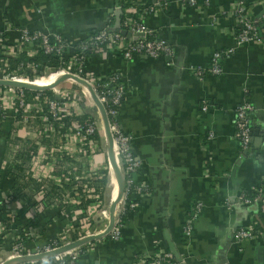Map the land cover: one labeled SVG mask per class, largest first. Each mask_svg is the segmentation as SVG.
<instances>
[{"label":"crops","instance_id":"obj_1","mask_svg":"<svg viewBox=\"0 0 264 264\" xmlns=\"http://www.w3.org/2000/svg\"><path fill=\"white\" fill-rule=\"evenodd\" d=\"M137 2L146 8L142 11L146 27L170 44L173 56L138 55L126 60L120 50H107L90 55L82 71L92 79L104 80L118 73L126 82L118 121L131 136L133 153L140 161L138 179L148 183L151 193L133 196L137 208L119 240L110 234L76 247V251L83 250L78 260L81 264H147L150 256L165 250L183 264H264L263 237L241 243L234 238L235 231L251 221L264 232V212L252 200L255 189L264 183V37L237 44L235 0H197L195 4L166 0L153 11L147 8L158 0ZM248 5L254 16L264 13V0H248ZM124 16L118 0H0L1 44L23 43L25 31L59 34L76 44L92 32L119 28ZM218 51L225 55L220 73L213 74L210 65ZM199 67L207 69L205 76L196 73ZM53 74L59 77L62 73ZM50 90L81 98L85 114L100 119L93 98L79 82L66 79ZM246 90L255 109L251 144L243 149L235 137V120ZM85 96L92 107L86 105ZM77 134L65 128L48 136L38 119L16 126L13 112L7 111L0 127V225L10 235L30 228L36 236L27 241L22 253H12L11 243L1 245L0 241V264L39 253L67 225L79 224L81 218L75 221L62 207L51 210L49 216L33 211L36 193L70 191L71 184L61 180L60 170L51 166L49 157L53 145L66 138L74 142ZM107 146L101 134L100 150L92 146L82 152L68 144L62 158L63 163L76 164L80 172H108L104 186L97 183L102 179L95 182L104 202L119 188ZM12 154L21 162L15 164L11 178L4 174V163ZM114 160L121 171L115 149ZM6 192L12 208L5 209L1 203ZM80 196L79 207L87 211L93 200L82 188ZM19 200L25 204L18 205ZM83 200L90 203L84 205ZM198 203L202 210L188 230L187 220ZM103 204L90 216L86 235L76 231L69 244L107 230L120 202L106 210ZM91 245L94 249L85 250Z\"/></svg>","mask_w":264,"mask_h":264},{"label":"built area","instance_id":"obj_2","mask_svg":"<svg viewBox=\"0 0 264 264\" xmlns=\"http://www.w3.org/2000/svg\"><path fill=\"white\" fill-rule=\"evenodd\" d=\"M166 0H158L156 5L147 8L151 11L155 7L162 6ZM119 7L124 11V20L119 28H105L96 33H90L86 38L79 43L72 44L65 37L59 34H45L43 32H27L23 34V43L17 45L1 44L3 35L0 34V73L10 68L11 57L21 59L23 54L27 62H20L13 75V80L25 81L34 84L32 80H25L23 77L30 72H38L33 60L38 56L40 50L45 54L51 56L43 62V73L52 72L56 73L54 61L61 63V73H73L82 77L78 70L82 71L85 64H87L90 55L97 52H106L107 50H120L126 60H131L138 55H146L151 58L158 57H171L173 50L170 44L158 38L153 31L149 30L144 23L143 10H146L144 5H139L137 0H118ZM197 0H189V3L195 4ZM236 2V16L237 28L235 31V38L238 45L248 42L261 40L264 37V13L259 16H254L249 8L248 0H235ZM123 31L131 33V39L123 35ZM39 41V42H38ZM223 52H215L213 61L210 65V70L213 74H218L221 71L222 60L224 57ZM73 71H71V70ZM207 69L199 67L196 71L197 74L205 76ZM84 78V77H83ZM6 79V78H2ZM94 88L99 101L102 103L105 112L108 116L113 140L115 153L118 156L121 170L124 176L123 191L118 199L120 202L119 212L115 217V224L112 230V237L119 240L131 216L124 219L127 210H133L135 206L134 195H150L151 188L142 179H138L140 170V161L135 157L132 145L131 136L123 131L119 125L120 107L123 103L127 93V84L120 77L118 73L111 74L107 82L102 86L100 91L97 90L93 79L85 78ZM35 93H28L27 90L22 88L6 87L0 88V127L7 119V111L13 112V119L16 126L28 122L32 119H38L45 124V130L48 136L61 132L65 128L74 129L77 131L76 138L73 141L65 139L51 147L50 157L51 166L60 170L61 180L71 184L70 191L64 193L47 194L45 192H38L35 194V208L34 214L42 216H49L51 210L56 207H62L68 210L69 216H72L75 221L81 218L79 224H69L62 230L60 235L55 236L48 240L39 253L49 252L69 244L72 242L73 235L79 231L86 235L90 216L93 211L100 208L104 203L100 188L96 187L95 182L103 178L102 174L80 172L76 164L65 162L63 159L68 152V144L76 147L79 151L85 152L94 146L93 136L100 131V119H92L85 124V129L82 130L80 120L76 119L77 116H83L86 113L81 98H72L66 94L52 93V96L44 95L39 91ZM244 101L238 106L236 110L235 120V137L243 149L249 148L252 140V121L251 113L254 111V104L248 97V91H245ZM61 160V161H60ZM38 159H36L37 163ZM60 161V164L58 163ZM21 162L17 154H12L7 157L4 165L5 176L14 177L15 164ZM34 162V161H33ZM35 163V164H36ZM68 167L70 169L68 170ZM72 168V170H71ZM34 170V166L33 169ZM60 183L59 185H61ZM4 183L2 185L4 189ZM64 188V185H61ZM81 188L86 192L87 198H91L93 203L88 206L87 211L80 205V190ZM65 190V189H64ZM63 190V191H64ZM241 198L246 204H250L245 195L242 194ZM253 202L258 205L264 212V183L259 189H255L252 197ZM1 203L5 209L12 208V199L10 194L6 192ZM22 200L18 201V205H24ZM202 210L201 204H196L187 220L186 228L191 229L193 221L198 217ZM21 234L10 235L9 231L5 230L0 225V241L1 245L11 243L12 253H22L27 241L34 238L30 228H21ZM263 237L264 232L258 228L257 222L251 221L248 225L242 226L235 231L234 238L237 243L244 242L249 239ZM0 248H2L0 246ZM94 249V245L90 248ZM82 249L73 252H68L57 256L59 261L55 264H81L78 260L79 252ZM147 264H183L182 261L177 259L173 253L165 250L157 251L146 260ZM53 264V263H50Z\"/></svg>","mask_w":264,"mask_h":264},{"label":"water","instance_id":"obj_3","mask_svg":"<svg viewBox=\"0 0 264 264\" xmlns=\"http://www.w3.org/2000/svg\"><path fill=\"white\" fill-rule=\"evenodd\" d=\"M123 35L127 38H131V33L127 31L122 32ZM66 79H73L76 82H79L82 84L90 93L91 97L93 98L96 107L98 108L100 118L102 120L103 126H104V131H105V136L107 138V156L109 160V164L111 168L117 173L118 178H119V189L113 196L108 199L106 202L103 204V210H106L110 205H113L115 202L118 201L124 187V176L122 173V170L119 171L116 165V162L114 160V140H113V135H112V130L110 126V122L108 119V116L105 112V109L102 105V103L99 101L98 96L93 88V86L83 77L77 76L73 73H64L61 74L59 77H57L55 80H53L51 83L43 85V84H30L25 81H20V80H13V79H0V87H14V88H22L25 90H30V91H44V90H50L54 86L58 85L62 81ZM115 224V218H110V225L107 228L105 232L102 234H96L93 236H88L86 238H83L81 240H78L76 242H73L72 244H69L67 246H63L61 248L49 251V252H44V253H37V254H32V255H27L19 258L12 264H18L21 262H26V261H35V260H42V259H47V258H53L56 256H59L61 254H64L65 252L75 249L76 247H79L81 245L87 244L88 242H92L95 240H98L103 237H107L112 233V230L114 228Z\"/></svg>","mask_w":264,"mask_h":264},{"label":"trees","instance_id":"obj_4","mask_svg":"<svg viewBox=\"0 0 264 264\" xmlns=\"http://www.w3.org/2000/svg\"><path fill=\"white\" fill-rule=\"evenodd\" d=\"M123 20L124 19H122V23H123ZM96 32H98V31H95L94 33H96ZM21 57H22L21 59H17V58H14V57H11L9 59V61H10V68L7 69V70H5V72L0 73V79H2V78L12 79L14 77L13 73H14L17 65L20 62H27L26 61V58H25V56L23 54L21 55ZM48 59H52V57L51 56H48L47 54H45V52L43 50H40L39 53H38V56L33 60V62L35 63L36 68L39 71L38 72H30V73H27L23 77V79H25V80H32L34 78V76H41V75H43V67H41V65H42L43 62L47 61ZM54 63H55L54 64L55 70L58 73H60L61 72V68H62L61 63L58 62V61H54ZM71 71H73V70H71ZM77 73H79L84 78H90V79H92L90 76H87L83 71L78 70ZM93 80L95 82V86H96L97 90L100 91L102 89V86L107 82L108 79L104 80V79H101V78H93ZM0 88H6V87H0ZM27 92L28 93H35L33 91H30V90H27ZM41 93H43L44 95H47V96H52L51 90H44V91H41ZM75 117H76L77 120H80V122L82 124V130H84L85 129V124L89 121V115L85 114V115H83L81 117L76 115ZM93 139H94V146H93V148H95L97 150H100L101 149V132H97L93 136ZM107 181H108V172H104L103 173L102 180H100L97 183H98V185L100 184V186H104V184L107 183ZM52 191L54 192L53 189H51L50 192H52ZM56 193H58V192L56 191ZM82 195H83V198H85V194L83 192H82ZM83 201H84V205H88L90 203L89 200H83ZM136 208H137V204H136V201H135L134 209L133 210H127L126 213H125V215H124V219H126L127 216H132L135 213ZM58 261H59V258L56 257V258H50V259H45V260H37L34 263L31 262L30 264H49V263L55 264Z\"/></svg>","mask_w":264,"mask_h":264},{"label":"rangeland","instance_id":"obj_5","mask_svg":"<svg viewBox=\"0 0 264 264\" xmlns=\"http://www.w3.org/2000/svg\"><path fill=\"white\" fill-rule=\"evenodd\" d=\"M57 75L58 74H56V76L52 73V72H46V73H43V75H41V76H34V78L32 79V81H33V83L34 84H49V83H51L52 82V80H54L56 77H57ZM84 101H85V103H86V105L88 106V107H92V105H89L88 104V99L86 98V96H85V98H84ZM90 102V101H89ZM100 117V116H99ZM101 123H100V132H101V134L103 135V134H105V132H104V126H103V124H102V120H101V118H100V120H99ZM102 128V129H101Z\"/></svg>","mask_w":264,"mask_h":264},{"label":"bare ground","instance_id":"obj_6","mask_svg":"<svg viewBox=\"0 0 264 264\" xmlns=\"http://www.w3.org/2000/svg\"><path fill=\"white\" fill-rule=\"evenodd\" d=\"M115 188L117 189L118 188V183H117V181H116V179H115ZM119 189V188H118ZM117 192V191H116ZM115 194V193H114ZM113 210V209H112ZM113 213H111V215H112Z\"/></svg>","mask_w":264,"mask_h":264}]
</instances>
